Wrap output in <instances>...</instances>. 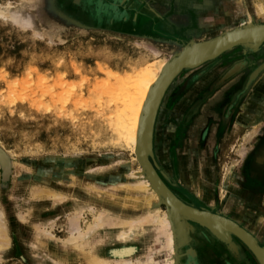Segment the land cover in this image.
I'll list each match as a JSON object with an SVG mask.
<instances>
[{
  "label": "rangeland",
  "instance_id": "obj_1",
  "mask_svg": "<svg viewBox=\"0 0 264 264\" xmlns=\"http://www.w3.org/2000/svg\"><path fill=\"white\" fill-rule=\"evenodd\" d=\"M131 1L134 10L123 15L125 3L119 4L118 20H113L115 6L114 10L110 7L115 0H0V7H6L22 22L16 25L0 19V151L4 157H0V211L10 239L0 264H92L89 258L82 263L78 250L66 244L73 216L81 215L80 227L84 230L95 223L97 214L111 210L108 199L115 197L118 207L113 214L140 217L141 211L136 208H124L129 199L125 191L133 189L146 175L145 171L139 173L142 167L138 155L116 139L108 125V100L104 95L108 86L120 83L137 69L136 62L164 59L167 66L191 44L212 41L246 26L264 27V5L259 11L254 0ZM242 22L249 24L240 26ZM263 49L264 42L255 50L236 47L203 65L215 67L226 62V70L242 56H258ZM203 65L183 70L177 77H188ZM79 97L87 101L86 106ZM231 98L230 106L236 103L229 117V142L216 151L215 173L210 178L217 203L209 207L221 210L212 214L251 231L264 250V153L259 152L264 146V132L254 120L246 125L239 123L244 111L237 110L238 102ZM156 119L153 157L149 161L172 190L183 191L177 184L175 162L164 165ZM234 127L240 130L234 132ZM203 156L196 158L201 162L182 164L181 172L186 167L187 176L202 168L208 172ZM229 176L242 179L235 182L231 196L223 192ZM206 191L197 193L202 196ZM224 197L227 202L221 208L218 201ZM158 207L165 212L169 209L164 197ZM23 219L33 227L31 233L20 223ZM187 222L189 240L178 251L184 249L198 264L212 260L220 264L215 258H223L226 264H259L236 237L231 236L233 252L208 228ZM15 229L17 234L11 236ZM158 235L164 237L165 233L154 227L151 242L133 244L132 257L127 261L146 263L152 256L149 262L153 263L147 264H165V244L164 240L157 242ZM124 248L111 246L98 255L107 253V259L115 260L114 252ZM174 261L183 264L178 253Z\"/></svg>",
  "mask_w": 264,
  "mask_h": 264
},
{
  "label": "bare ground",
  "instance_id": "obj_2",
  "mask_svg": "<svg viewBox=\"0 0 264 264\" xmlns=\"http://www.w3.org/2000/svg\"><path fill=\"white\" fill-rule=\"evenodd\" d=\"M263 1L264 0H254V4L259 9H261L263 8L262 5H264ZM5 8L6 7H4V9L0 7V19L6 20V21L9 20L10 22L16 25L18 24L22 25L21 20H19L20 18H18L16 14H12L10 11H8V9H5ZM263 10L261 9L259 11H263ZM26 24H29V23L27 22ZM248 24L249 22H242L240 26H246ZM166 63L167 61L164 59L163 60L158 59L153 62L144 63V64L141 61L136 62L137 69L133 70L120 83L108 86V89L105 91L104 95L107 97V100H108L106 109L109 110V115H108L109 124L108 125L111 126V129H112L111 132L113 134V131H114L115 135H117V138L116 136L115 138L118 139L121 143L125 144L127 147H129L132 150V152L135 154H137V151L139 148L142 147L145 149V148H148V146L151 144L152 122L154 119V114H155V110L157 108L158 102L160 99H163L168 87L175 79L174 78L176 76L175 74L180 68V63H178L174 67H172L169 71H167L168 69L167 70L165 69ZM256 76H257V73L253 74V76L251 77L252 80L255 79ZM111 77H113V75H111ZM154 88L156 89L153 94ZM256 93H257V96H263L264 91L261 90V92H256ZM40 98L42 99V97ZM80 98L81 97H79V99ZM22 100H23V97H22ZM81 100L83 99L81 98L80 101L79 100L78 101L81 102ZM85 101L86 100H83L82 102L84 103H81V104L85 105ZM161 101H160V104H161ZM37 103H39V101ZM81 104L79 103L78 105L80 106ZM39 105H41V103H39ZM46 106L47 104L45 105V107ZM159 106L157 108V113H158ZM145 115H147V117L144 121ZM156 118H157V115H156ZM155 122H156V119H155ZM239 128L234 127L233 128L234 132L239 131L240 130ZM116 142L118 141L115 140V143ZM115 143H112V144H115ZM152 145H153V140H152ZM203 159L205 162L204 156H203ZM140 165H142V163H140ZM141 167L142 168L140 169L139 173L142 174V172L144 171V167L143 165ZM134 176L136 177V174ZM141 177H143V179L141 181L138 180L140 183L138 185H134L135 187L131 189L132 191L128 189L127 191H125L129 194V199L126 201V206H124L125 209L126 207L127 208L130 207L133 209L136 208L135 211H141L140 217L132 218L133 216L126 217V216H119L120 214L116 215V213L113 214L112 212L115 210V208L118 207L117 200L115 197L113 198L110 197V199H108L109 201L108 204L111 206V210H109L108 212L106 211L100 212V213L98 212L99 213L97 214L98 216L94 218L95 223L91 226L87 225L86 228H84V230H82V228L80 227L81 215L77 213V216L75 215L73 216L74 218L70 222L71 236L68 241L66 240L65 241L67 242L66 244L70 248H74L78 250L80 254V255L78 254L79 258H81V260L80 259L79 260L82 261V263H83V259L87 260L89 258L91 260L90 261L87 260V261H89V263L92 262V264H110L111 262L113 264H147V262H149V260L152 259V256L148 258V261L146 263L145 262L135 263L130 260L127 261V258L132 257V252H133L132 245L133 244H140L144 246L147 240L151 242L150 235L154 227L156 228L157 232L159 231V232L165 233L164 237L160 235L157 236L158 243H161L164 240V244H165L164 248L166 249L165 264H175L174 259L177 253H178V256L180 257V260L185 261L186 259L185 250L183 249V250L178 251V249L182 248L181 246H184V244H186L189 240V229H190L189 223L190 222H187L186 219L183 221V220H180V218H177L176 223H174L173 221H171L170 216L168 214L169 209L167 210V212L160 211L158 204L161 200V197L157 193V190H155L156 188L155 185L153 183L151 184L148 176L142 175ZM192 177L196 179L184 177L185 180L187 181V184H189V188L191 190H194L195 193L199 191L200 193L203 194V192L206 191L210 186L208 184L209 183L208 172L203 170L201 175L200 174L194 175ZM158 179L160 181L159 183H160V187L162 188V190L167 191L168 193L172 195V204L175 207V209L180 208L181 210L185 211L186 215H188L189 217L199 216V217H203L204 218L203 220L208 219L207 221H213L214 223L217 224L220 231L221 230H223L224 232L231 231L232 233L237 234L238 237H240V239H242L247 245L251 247L252 241L255 240V238L250 233L251 231L250 232L247 231L246 229L241 227L237 222L230 220V219H226L223 216L212 214L211 212L209 213L207 211H200V212H198L199 210L196 211V209L181 202L176 197V195L173 194L168 189L166 184L161 180L159 176H158ZM236 181H237L236 176L227 177V180H225L223 184V192L225 193L226 191H228V196H229L231 194V191L233 190V186L235 185ZM197 182L199 185L197 184ZM150 209H154V210L150 212ZM197 213H201V214H197ZM236 220H238V218H236ZM25 221L26 220L23 219L20 221V223L21 224L24 223L26 229H28L31 233L33 231V227L25 224ZM4 223H5L4 214L2 211H0V262L3 258L2 256L3 253H5V251L9 249V245H10L9 244L10 239L8 237L7 228L4 226ZM151 226H153V228ZM262 226L264 227V221L262 223ZM116 228H121V231L116 232L114 230ZM14 231L11 232V236L14 233L17 234V229H15ZM51 237L53 236L51 235ZM116 245H121L122 247H125V248L122 251L114 252L117 255V258L115 260L107 259L108 258L107 253H102L103 256L99 257L98 254L101 253L102 250L104 251L107 248L111 246L114 247ZM229 245H232V243H230ZM258 257L260 258L261 264H264V251H261L260 254H258ZM150 262H152V260Z\"/></svg>",
  "mask_w": 264,
  "mask_h": 264
},
{
  "label": "flooded vegetation",
  "instance_id": "obj_3",
  "mask_svg": "<svg viewBox=\"0 0 264 264\" xmlns=\"http://www.w3.org/2000/svg\"><path fill=\"white\" fill-rule=\"evenodd\" d=\"M133 2L115 0L110 7L111 10L115 9V13H111V19L118 20L117 10L119 8L117 7L119 4L125 3L126 12L123 15L130 14L129 12L134 10ZM124 20L125 26H128L130 24L128 17ZM240 52H245V50H240ZM207 65H203L188 77H177L170 84L161 101L157 113L158 125L156 124L162 147L161 157L164 158L166 167L175 162L179 175L177 184L183 188V191L181 189L172 190L165 181L161 180L184 204L199 211L221 213L220 209L209 207L213 206L215 201L217 203L211 179L217 162L215 153L229 142L228 134L231 130L229 117L235 110L236 103L230 106L231 97L238 102L237 110L244 111L239 116V123L242 121L245 124L254 120L257 122L259 131L264 132V95L257 96L256 93L264 91V49L258 56L248 54L242 56L226 70H224L226 62L219 63L215 67L211 66L212 64ZM255 73L257 76L252 80L251 77ZM259 152L264 153V146H260ZM201 154L205 155L204 164L208 169L210 186L205 195L197 196V192L195 193L183 183V176L189 171L186 167L181 172V167L182 164L189 165L191 161H200L201 159H197ZM240 178L237 176L238 181H242ZM225 199L224 197L223 200L218 201L221 208H224V203L227 202ZM185 255L187 260L182 261L183 264H198L192 256L188 258L186 253ZM215 260H219L220 264H226L223 258H215ZM208 264L216 263L212 260Z\"/></svg>",
  "mask_w": 264,
  "mask_h": 264
},
{
  "label": "water",
  "instance_id": "obj_4",
  "mask_svg": "<svg viewBox=\"0 0 264 264\" xmlns=\"http://www.w3.org/2000/svg\"><path fill=\"white\" fill-rule=\"evenodd\" d=\"M263 42H264V27L254 28V27L246 26L244 28L236 29L230 33L224 34L223 36L215 40L201 44H191L185 47L179 54L173 57L172 61L166 66L165 69L166 70L168 69L167 71H169L176 64L180 63V68L175 74L176 76L174 77L176 78L183 70H194L197 67L207 62L215 60L224 53L231 51L233 48L241 47L250 50H255ZM155 89L156 88H154L153 90V94ZM161 100L162 99L159 100L157 108ZM157 108L155 110L154 119L152 122L151 144L148 146V148L145 149L142 147L139 148L137 151V155L139 157L140 163H142L144 167L145 174L146 176H148L151 184L153 183L155 185L156 187L155 190H157L159 196L164 197L166 199V203L169 207L168 214L170 216L171 221L176 223L177 221L176 219L180 218V220L183 221L186 219V221H191L200 224L208 228L219 240H221L223 243H226L228 245L231 243V236H234L250 250V252L256 258L257 262L261 264L258 254H260V252L264 250L257 245L256 240L252 241L250 247L242 239H240V237H238L237 234L232 233L231 231H227V232L226 231L224 232L223 230L220 231L217 224L214 223L213 221H207L208 219L203 220L204 218L199 216L189 217L188 215H186V212L181 210L180 208L175 209V207L172 204V195L167 191L162 190V188L160 187V183H159L160 181L158 179V175L149 161V158L153 157L152 140H153L155 119L157 115ZM146 117L147 115H145L144 121ZM0 157L4 159L3 153L1 151H0ZM197 214H201V213H197ZM232 245H229V248L234 252V248Z\"/></svg>",
  "mask_w": 264,
  "mask_h": 264
},
{
  "label": "crops",
  "instance_id": "obj_5",
  "mask_svg": "<svg viewBox=\"0 0 264 264\" xmlns=\"http://www.w3.org/2000/svg\"><path fill=\"white\" fill-rule=\"evenodd\" d=\"M184 1V0H183ZM192 0H187V2H191ZM182 20H186V19H182ZM201 162V161H200ZM203 168L202 169H198V171L196 172V173H194L193 171H190L191 173L189 174V176H187V175H184L183 176V179H182V181L183 182H186V186L189 188V184H187V181L185 180V178L184 177H188V178H193L192 176H194V175H201V173L203 172ZM191 175V176H190ZM199 194L197 193V196H198ZM211 210V209H210ZM211 211H214L213 209L211 210Z\"/></svg>",
  "mask_w": 264,
  "mask_h": 264
}]
</instances>
